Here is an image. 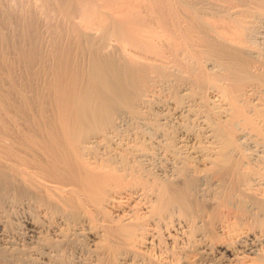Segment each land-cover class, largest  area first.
Here are the masks:
<instances>
[{
    "label": "bare ground",
    "instance_id": "obj_1",
    "mask_svg": "<svg viewBox=\"0 0 264 264\" xmlns=\"http://www.w3.org/2000/svg\"><path fill=\"white\" fill-rule=\"evenodd\" d=\"M0 264H264V0H0Z\"/></svg>",
    "mask_w": 264,
    "mask_h": 264
}]
</instances>
